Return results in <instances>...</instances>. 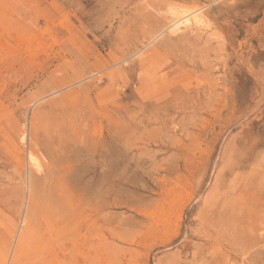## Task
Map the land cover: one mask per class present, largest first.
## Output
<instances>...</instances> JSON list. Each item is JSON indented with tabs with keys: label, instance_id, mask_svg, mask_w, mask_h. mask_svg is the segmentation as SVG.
I'll list each match as a JSON object with an SVG mask.
<instances>
[{
	"label": "rangeland",
	"instance_id": "374dc122",
	"mask_svg": "<svg viewBox=\"0 0 264 264\" xmlns=\"http://www.w3.org/2000/svg\"><path fill=\"white\" fill-rule=\"evenodd\" d=\"M72 261L264 264V0H0V264Z\"/></svg>",
	"mask_w": 264,
	"mask_h": 264
},
{
	"label": "bare ground",
	"instance_id": "6f19581e",
	"mask_svg": "<svg viewBox=\"0 0 264 264\" xmlns=\"http://www.w3.org/2000/svg\"><path fill=\"white\" fill-rule=\"evenodd\" d=\"M187 17H188V16H182V17H181L182 19H180L181 21L178 20L179 23L176 22L177 25H178V24H184V25L187 24V23L190 21V19L187 18ZM176 18H177V17H176ZM178 18H179V17H178ZM190 23H191V22H190ZM173 25H174V23H173ZM175 26H176V25H175ZM231 153H232V152H231ZM189 158H190V157H189ZM185 159H186V158H185ZM231 159H232V158H231ZM235 160H236V159H235ZM237 161H238V160H237ZM228 163H229V162H228ZM231 163H232V162H231ZM229 166H230V165H229ZM178 168H179V167H178ZM221 182H222V181H221ZM230 182H231V181H230ZM219 186H220V185H219ZM217 187H218V186H217ZM210 195H211V194H210ZM216 196H217V195H216ZM9 224H10V223H9ZM48 226H49V225H48ZM48 226H47V227H48ZM26 227H27V226H25V228H26ZM29 227H30V226H29ZM27 228H28V227H27ZM30 228H31V227H30ZM49 228H51V227H49ZM49 228H48V229H49ZM32 230H33V229H32ZM34 230H35V229H34ZM44 230H46V229H44ZM44 230H43V232H46V231H47V230H46V231H44ZM50 230H51V229H50ZM26 231H27V230H26ZM27 232H28V231H27ZM30 232H31V231H30ZM33 232H34V231H33ZM47 232H48V233H51V231L49 232V230H48ZM9 233H10V232H9ZM45 234H46V233H45ZM10 235H11V234H10ZM51 235H52V233H51ZM51 235H48V236H51ZM37 238H38V237H37ZM47 238H49V237H47ZM52 238H53V236H52ZM50 239H51V238H50ZM17 246H18V245H17ZM18 247H19V246H18ZM15 248H16V247H15ZM13 250H14V249H13ZM26 250H29V249H26ZM19 252H20V250H19ZM22 252H24V251H22ZM26 252H27V251H26ZM26 252H25V253H26ZM32 252H34V251H32ZM14 253H15V251H14ZM17 253H18V252H17ZM21 254H22V253L20 252V255H21ZM30 254H31V253H30ZM80 255H81V254H80ZM16 256H17V255H16ZM25 257H26V256H25ZM72 257H73V256H72ZM16 259L18 260V258H16ZM19 259H20V258H19ZM70 259H71V258H70ZM71 260H72V259H71ZM75 261H76V260H75ZM12 262H16V263H18V262L15 261V260L12 261ZM69 262H70V261H69ZM77 262H78V261H77ZM58 263H60V262H58ZM65 263H66V261H65ZM67 264H68V263H67ZM71 264H74V262L72 261ZM77 264H78V263H77Z\"/></svg>",
	"mask_w": 264,
	"mask_h": 264
}]
</instances>
